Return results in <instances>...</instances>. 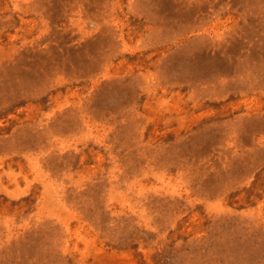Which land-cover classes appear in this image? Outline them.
Wrapping results in <instances>:
<instances>
[{
	"label": "rangeland",
	"instance_id": "1",
	"mask_svg": "<svg viewBox=\"0 0 264 264\" xmlns=\"http://www.w3.org/2000/svg\"><path fill=\"white\" fill-rule=\"evenodd\" d=\"M0 264H264V0H0Z\"/></svg>",
	"mask_w": 264,
	"mask_h": 264
}]
</instances>
